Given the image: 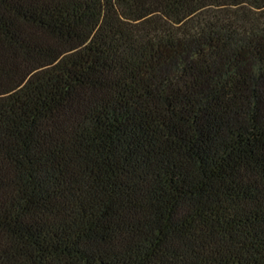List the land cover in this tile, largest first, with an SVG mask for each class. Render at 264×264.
<instances>
[{
	"label": "trees",
	"instance_id": "obj_1",
	"mask_svg": "<svg viewBox=\"0 0 264 264\" xmlns=\"http://www.w3.org/2000/svg\"><path fill=\"white\" fill-rule=\"evenodd\" d=\"M0 264H264V0H0Z\"/></svg>",
	"mask_w": 264,
	"mask_h": 264
}]
</instances>
